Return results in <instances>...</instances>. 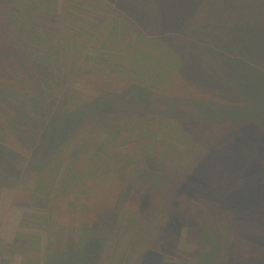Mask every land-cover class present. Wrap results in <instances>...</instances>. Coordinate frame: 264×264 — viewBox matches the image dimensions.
I'll list each match as a JSON object with an SVG mask.
<instances>
[{
    "label": "rangeland",
    "instance_id": "1",
    "mask_svg": "<svg viewBox=\"0 0 264 264\" xmlns=\"http://www.w3.org/2000/svg\"><path fill=\"white\" fill-rule=\"evenodd\" d=\"M38 1L0 4L12 20L4 37L15 43H0V52L11 48L27 68L0 62V264H51L75 249V229L84 223L106 242L101 264H133L181 181L186 189L175 198L199 192L205 205L194 207L215 213L175 224L174 234L160 229L152 251L158 260L152 253L142 264H214L202 241L206 229L223 245L234 238L229 263L264 264V0ZM115 19L113 46L103 31ZM218 47L245 55L250 65L222 59ZM159 50L166 82L130 70L135 59L157 58ZM131 84L150 90L151 106L129 103ZM67 94L69 112L99 95L119 94V103L68 136L46 158L47 168L34 154ZM69 168L80 176L77 185L62 186L63 195L40 192ZM111 179L114 190L105 191ZM124 191L130 194L122 197ZM93 199L102 215L91 206L82 213ZM108 212L119 217L112 221ZM132 219L136 226H128ZM94 252L91 246L90 264ZM220 254L215 264L223 263L224 248Z\"/></svg>",
    "mask_w": 264,
    "mask_h": 264
},
{
    "label": "trees",
    "instance_id": "2",
    "mask_svg": "<svg viewBox=\"0 0 264 264\" xmlns=\"http://www.w3.org/2000/svg\"><path fill=\"white\" fill-rule=\"evenodd\" d=\"M12 2V0H0V4H10ZM39 4H47L49 2V0H39L38 1ZM1 7H4V5H1ZM21 16V15H20ZM19 16V17H20ZM22 17L24 18V14H22ZM119 19H125L123 17H120ZM119 19H115L113 20L110 24L108 23L104 34L105 37L103 38V42L107 43V44H111V45H115L116 43H110V35L115 36V28L117 27V23ZM20 20V19H19ZM10 22H12V20L9 18L6 19L4 16V12L2 10H0V43L3 44H7L8 46H12L14 43V40L11 38H7L4 37L6 36V33L4 32L5 28L7 27V25L10 24ZM20 22V21H19ZM121 22V21H120ZM23 29V26H21ZM120 27H118L117 30H119ZM21 36L23 38H26L28 35L26 34L25 29L23 30V33L21 34ZM26 36V37H25ZM3 38V39H2ZM116 39H114L113 41H115ZM200 41H191V45H198L199 49L202 48L200 46ZM190 45V46H191ZM193 47V46H191ZM204 47V46H203ZM227 48H222V47H218L217 53L220 55V57L222 59H230L233 60L234 62H239V63H245L247 65H250V60L248 58H246L245 55H242L241 53H234L232 50L231 52L226 50ZM159 56H157V58H148V57H143L140 59H135L132 63H130V70L133 71V73L136 72V70H144L145 72H138L141 73L143 78L152 80L153 82H166L167 81V77H163V72L161 70V72L159 71V69H164L167 65V63L165 64H160L161 59L164 58L166 59L165 56V52H162L159 50ZM4 61L7 64H15L17 65L19 68L23 69L26 71V65H25V58L22 57L21 55H17L13 50L10 49H6L2 52H0V62ZM9 61V62H7ZM8 65V66H10ZM168 68H170V66L168 65ZM134 69V70H133ZM136 69V70H135ZM169 70V69H168ZM163 77V78H162ZM147 81V80H146ZM128 93H130V97H129V103L132 105L133 103H135V105L138 103L139 106H142L141 103L146 104L147 106H151L153 103L152 100V93L150 92V90L143 89V88H138L135 89L132 84L129 86V89L126 91ZM124 92V93H126ZM119 100V94H110L106 97H102V96H98L94 99V101L92 103H87L86 105H78V107L69 112L68 109L66 108V105L69 104V95H65L62 97L61 99V110H58L56 113H54L53 115H51L46 123L45 129L43 130L42 134H41V140L40 142H38V149L35 151L34 154V161L36 163H40L42 164V166L47 167L48 168V162L46 163L45 160L46 158H50V156L52 155L53 152H55V149H57L58 146L61 145V143L67 139L68 136L74 134V132L80 128V126L86 122L88 120V118H90L91 116H93L94 114H98L99 112H109L110 110L114 109L117 106V103ZM200 116H202V114H200ZM61 125H64V128H61ZM97 159H99V156H97ZM33 161V162H34ZM40 164V166H41ZM94 166H96L94 164ZM91 171V170H90ZM89 171V172H90ZM110 171V170H109ZM78 173L73 172L70 168L63 174V176L61 177L60 181H57L56 184H52L51 188H46L45 190L43 188H41V186H39L40 192L42 194H44V196L48 193V191L50 192V190L53 191H57L58 194H60L62 190H64L66 187H70V186H75L78 183V180L80 179V176L77 175ZM112 178V177H111ZM106 179V176H105ZM160 187H166L169 186V184H166V180H162L159 177H155L153 179ZM106 182V181H105ZM59 183V184H58ZM114 180L111 179L109 184H106L104 186V188H106L105 191H107V189H109L110 191L114 190ZM166 184V185H164ZM187 183L186 181H181L179 183H177L174 186V189L169 193L168 195V199L169 201H167V206H166V213L164 214V217L162 218V220H160L157 224H160V228H156L157 224L154 226V228L152 229L151 233L149 234L148 238H146V240L144 241L142 247L139 250V253L136 255L133 264H142L146 258H148V256H153L152 251H154L153 247H156V241L159 237V232L160 229L162 230H166V234L168 233H172L174 234L176 232V229L178 228L177 225L175 224H185L187 221H189L192 224L195 223H199L202 222V218H205L209 215H212L215 213V211L213 209L210 208V206L206 207H202V208H195L194 207V201L196 202H200L201 204H204V202H202L201 199V195L199 192H197V194H193L192 193H187L185 192V194H187V197L190 198V200L188 201H184L182 202L180 199L175 198L173 195L174 193H179L184 191V189H186ZM62 186H65L62 187ZM64 188V189H63ZM143 188L140 189V191H142ZM39 191V190H38ZM38 192V193H40ZM88 198H90L89 192L88 190L86 191ZM128 194H130V192L128 191H124L122 192L121 196L123 197L124 195L126 196ZM62 194V193H61ZM114 194V192H113ZM139 194V193H138ZM146 194V193H145ZM63 195V194H62ZM190 195V196H188ZM135 197V195H134ZM136 198V197H135ZM141 198H143V205H147L146 202V198L145 196H142ZM105 203H108L107 201H105ZM99 202H97V200L93 199V201L89 204V205H84L82 208V213H86V211H88V208L91 206L92 211H95V214L97 216L102 215L103 213L102 208L99 207ZM205 205V204H204ZM148 205L144 207V209H147ZM198 207V206H196ZM110 209V208H109ZM111 210V209H110ZM116 213V212H115ZM114 215L112 213L108 212V215L112 214V221L116 218L119 217L118 215ZM111 217V216H110ZM109 217V218H110ZM107 218V217H106ZM104 218V219H106ZM117 219V218H116ZM124 217H120L119 220H115V222H117L116 224V228H115V234L118 233V230H120V227L122 225V223H124ZM127 223L129 224L128 226H136L137 224V220L136 219H132L127 221ZM171 225H175V227H171ZM230 229L233 231L234 234V229H233V221L230 222ZM156 228L155 231H153ZM197 227H191V235L192 236H196L197 235ZM75 229V228H73ZM207 231H203L201 233L202 236V241L203 243H205L206 245H208L210 247L209 252H205V254L207 255V257L210 259L209 261L214 262V264L216 263V261H218L219 256H221V251L225 250V254L223 257V263L222 264H232V262L229 263V256L230 253L232 254V256H234L233 254H235V245H231V243H234L235 240L233 238V240L231 241V243L229 245L225 244L223 245L219 239L215 238V237H219L218 235L211 233L208 229H206ZM75 235L74 237L76 238V243L75 244V249H72L71 252H66L63 253V255L58 254L56 257V259H54L55 261L51 264H90L92 259V255L90 254L91 251V246L94 247V255H95V259L92 262V264H101L102 258H103V251L104 248H106V242L104 240V238L99 237L98 235H96L94 233V230L92 229V227L90 226L89 223H84L83 226L81 227H77V229H75ZM78 233V234H77ZM119 237L121 236L120 234H116ZM141 239V238H139ZM227 245V247H226ZM27 246V245H25ZM234 247V248H233ZM93 255V256H94ZM63 257L62 260H60L59 258ZM114 257H111L112 262L114 261ZM154 258L155 260L157 259V255L154 253ZM232 261V259L230 260ZM118 264L119 261H116ZM155 262V261H154ZM155 264V263H154ZM239 264H245V263H239Z\"/></svg>",
    "mask_w": 264,
    "mask_h": 264
}]
</instances>
